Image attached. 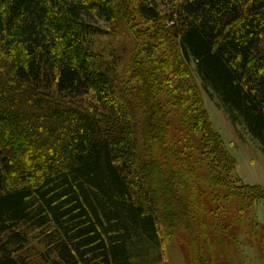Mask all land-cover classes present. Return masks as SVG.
<instances>
[{"label":"trees","instance_id":"obj_1","mask_svg":"<svg viewBox=\"0 0 264 264\" xmlns=\"http://www.w3.org/2000/svg\"><path fill=\"white\" fill-rule=\"evenodd\" d=\"M205 91L264 149V0H0V264H35L34 235L48 264H143L163 233L199 263L189 177L264 201Z\"/></svg>","mask_w":264,"mask_h":264},{"label":"rangeland","instance_id":"obj_2","mask_svg":"<svg viewBox=\"0 0 264 264\" xmlns=\"http://www.w3.org/2000/svg\"><path fill=\"white\" fill-rule=\"evenodd\" d=\"M117 41L118 45L125 46L121 39ZM197 82L200 84L199 80ZM202 94L214 129L220 133L225 147L237 161L236 168L230 174L233 183H238V187L256 185L264 189V149L261 142L249 133L244 124L232 121L210 91ZM163 104L172 124L173 142L183 148L182 136L175 132L176 128H181L180 110L168 101H163ZM192 139V147L188 149L200 164L202 161L196 148V145H200V135L192 134ZM197 177L195 180L188 178V202L196 210L202 226L199 248L202 260L195 262L196 258L191 252L194 246L188 244L187 235L168 237L163 233V244L149 246L150 254L144 256L147 259L143 264H264V201L250 203L251 207L243 208L241 199L244 203L248 200L243 194L242 197H234L227 188H211L205 180L208 174L203 170ZM28 247L35 264H48L40 255L43 245L35 235ZM154 249L161 255L156 256Z\"/></svg>","mask_w":264,"mask_h":264}]
</instances>
